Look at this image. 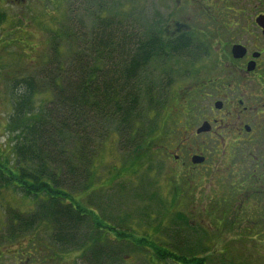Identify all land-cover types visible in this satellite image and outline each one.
I'll return each mask as SVG.
<instances>
[{
  "label": "trees",
  "instance_id": "obj_1",
  "mask_svg": "<svg viewBox=\"0 0 264 264\" xmlns=\"http://www.w3.org/2000/svg\"><path fill=\"white\" fill-rule=\"evenodd\" d=\"M99 8L98 14L90 13L89 29L82 22H73L74 29L64 27L50 69L13 87L12 114L5 128L12 139L4 146L10 147L9 153L0 150V180L6 181L4 188L18 190L39 207L29 216L13 212L6 237L16 244L32 236V251L24 255L26 249L19 248L17 252L28 258L34 257L39 242L34 237L42 225L51 229L48 240L81 252L85 264H121L130 245L140 247L136 249L145 264L169 259L171 264H208L204 249L195 247L194 235L174 238L179 236L182 214L173 220V235H166L171 243L165 247L154 239L165 237L166 231H154L153 238L115 231L109 225L112 220L95 211L90 201L100 189L96 167L102 162L106 141L118 143L125 155L121 165L132 173L145 155L153 156L154 132L141 130L146 115L158 116L169 91L150 67L157 56L154 44L161 36L160 24L146 15L134 16L136 23H131L130 15L123 21L118 15L103 19L104 9ZM23 44L28 46L26 37ZM47 88L52 100L39 104L37 96ZM122 172L115 166L113 178Z\"/></svg>",
  "mask_w": 264,
  "mask_h": 264
},
{
  "label": "flooded vegetation",
  "instance_id": "obj_2",
  "mask_svg": "<svg viewBox=\"0 0 264 264\" xmlns=\"http://www.w3.org/2000/svg\"><path fill=\"white\" fill-rule=\"evenodd\" d=\"M149 11L161 26L151 70L181 92L168 113L181 127L180 142L165 152L171 209L191 202L187 218L223 220L203 228L205 236L237 228L249 241L264 240V0H169L164 14ZM227 218L231 228L222 226ZM6 250L0 264L38 263L7 259Z\"/></svg>",
  "mask_w": 264,
  "mask_h": 264
},
{
  "label": "rangeland",
  "instance_id": "obj_3",
  "mask_svg": "<svg viewBox=\"0 0 264 264\" xmlns=\"http://www.w3.org/2000/svg\"><path fill=\"white\" fill-rule=\"evenodd\" d=\"M165 3H169V0H0V150L6 153L10 152V147L6 149L4 146L8 145L9 139H12L6 133L5 128L12 114L10 100L13 87L22 83L24 79H34V75L40 72L45 73L47 69L52 67L51 62L56 56L54 48L62 42L60 34L63 33L64 27L73 28V22L75 24L82 22L89 29L91 24L89 17L92 13L98 14L100 6L104 9L101 14L103 19L118 15V20H121L130 15L131 23H136L133 21L135 14L147 15L149 19L151 6H155L163 13ZM127 20L129 21V19ZM199 28L203 27L200 26ZM72 33H75L74 30ZM25 37L28 46L23 44ZM64 41L63 38V44ZM60 53H62L61 57L63 58L68 56L64 51V45L61 46ZM167 77L169 78V75ZM175 77L178 75L175 76L174 74ZM35 84L40 87L43 85L37 81ZM49 90L47 88L45 91L43 90L42 95L37 96L39 104L43 105L49 99L52 100V93ZM180 94L179 89H169L165 95L164 107L157 112L159 113L158 116L150 113L148 116L146 115V123L142 126L141 133L144 131L154 132L153 148L159 149L154 151L153 156L152 154L147 155V157L145 155L141 161L142 164L135 173L127 171L121 165V161L124 159L122 157L125 155L123 150H118V143L106 141L102 153H100L102 162L99 167H96L99 169V177L95 179V182L96 187H100V189L93 197H90V201L95 204L94 210H97L99 214L103 213V215L106 213L105 217L112 220L109 221V225L115 231L126 234L133 233L137 237L147 234L149 238L155 236L154 231H166L165 237L154 239L157 240L156 244L165 247L171 243L170 238L166 237V235L172 234L170 227L175 224L176 216L182 214L183 222L181 221L180 228L177 230L179 236L174 238L194 235L195 247L198 246L197 243L205 245L213 242L224 246L209 250L203 248L205 251L203 257L208 259V264H264L263 239L261 241L259 238L255 241L254 239L249 241L244 233H239L237 228L223 233L220 238L210 234L205 236L203 228L215 227V221L222 222L223 220L219 218H187L189 216L188 207L192 206L191 202L183 203V210L179 209V212L171 209L172 205L175 204L173 200L176 198L172 196V187L169 179H167L166 162L168 158L165 152L167 153L173 142H180L181 133H179V129L181 127L179 119L173 121L168 113L171 114L172 106L176 109L177 106L174 104L178 101ZM127 158L132 160L129 156ZM115 166L123 171L118 178H113L112 175V168ZM4 183L6 181L0 180V249H7L9 257L6 258L21 260L31 258L37 261V264H57L62 260L71 264L73 259L76 261L74 264H82L80 259L83 258L79 251L71 248L62 249L59 245L48 240L50 237L46 233L51 229L49 230L48 227L42 225L38 229L37 236L34 237L39 241L36 244V250H33L34 257L32 255L30 258L18 255L19 248L26 249L24 255L30 252V240L33 237L23 238L16 244L11 243L10 238L6 237V233L12 221V213L22 212L29 216L39 205L38 203L36 205L32 198H25V195L12 187L4 188ZM137 194H142L143 197L139 198ZM188 194L191 195V191ZM152 196H155L156 199L150 200L149 197ZM230 221L228 218L225 219V225L222 223V226L231 228ZM252 233L249 236L256 237V234ZM111 238H113L112 235ZM136 248L138 247L130 245V250L122 255L121 264H145L138 250L140 247ZM47 260L50 262L48 263ZM164 261L165 263H162L163 261L159 263L171 264L170 259ZM31 263L28 262V264Z\"/></svg>",
  "mask_w": 264,
  "mask_h": 264
}]
</instances>
